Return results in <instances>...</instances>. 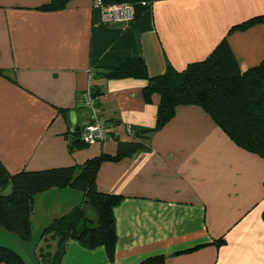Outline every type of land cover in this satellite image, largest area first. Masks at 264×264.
<instances>
[{
	"label": "crops",
	"instance_id": "0c3cea01",
	"mask_svg": "<svg viewBox=\"0 0 264 264\" xmlns=\"http://www.w3.org/2000/svg\"><path fill=\"white\" fill-rule=\"evenodd\" d=\"M50 1L0 0V162L10 173L80 167L118 154L120 142L143 146L97 170V188L122 197L114 209V259L103 245L69 238L56 264H143L156 257L159 264H264V158L236 144L199 105H179L155 129L160 95L145 98L148 80L107 74L136 59L149 77L169 66L182 71L224 40L245 71L264 61V22L236 27L264 15V0H152L127 25L103 23L96 0L42 8ZM89 83L110 136L73 147L89 120L80 104ZM127 127L139 135L129 136ZM83 199L69 187L38 193L32 238L23 241L0 225V244L26 264H51L44 257L58 250V236L42 229Z\"/></svg>",
	"mask_w": 264,
	"mask_h": 264
},
{
	"label": "trees",
	"instance_id": "16d2710c",
	"mask_svg": "<svg viewBox=\"0 0 264 264\" xmlns=\"http://www.w3.org/2000/svg\"><path fill=\"white\" fill-rule=\"evenodd\" d=\"M68 2L51 0L42 8L60 9ZM102 2L131 3L137 19L150 8L152 0ZM260 22H264V15L251 18L236 28L246 29ZM107 74L148 80L143 90L145 98L149 99L154 92L160 95L155 129L162 128L172 119L179 105H199L212 115L236 144L264 158V61L245 71L241 70L226 40L208 57L190 63L182 71L169 66L164 74L149 77L145 63L136 59L110 69ZM92 89L96 96L93 86ZM78 130L75 135H78ZM136 135H139L138 131ZM72 145L83 146L85 143L76 138ZM142 147L140 143L120 142L118 154H102L87 160L80 167L71 165L10 173L0 162V225L15 233L19 239L28 241L33 233L35 196L51 188L79 189L84 194L82 204L73 213L55 218L43 230V234L56 233L59 240L58 250L51 258L49 254L44 259H52L51 264H56L66 241L74 238L88 248L105 246L113 260L118 239L114 209L122 197L97 188V170L104 160H117ZM161 260L160 257L150 258L143 264H159ZM0 263L26 264V261L13 248L0 244Z\"/></svg>",
	"mask_w": 264,
	"mask_h": 264
},
{
	"label": "built area",
	"instance_id": "2783aa9c",
	"mask_svg": "<svg viewBox=\"0 0 264 264\" xmlns=\"http://www.w3.org/2000/svg\"><path fill=\"white\" fill-rule=\"evenodd\" d=\"M96 7L100 11L101 21L107 24H130L135 21V8L128 2H116L104 4L102 0H96ZM95 69L89 70V82L95 77ZM80 104L88 109L89 120L78 130V139L85 144H95L106 141L110 136L109 122L97 104L93 95L92 84L89 83L87 90L83 93ZM126 133L135 136L136 130L127 127Z\"/></svg>",
	"mask_w": 264,
	"mask_h": 264
},
{
	"label": "rangeland",
	"instance_id": "374dc122",
	"mask_svg": "<svg viewBox=\"0 0 264 264\" xmlns=\"http://www.w3.org/2000/svg\"><path fill=\"white\" fill-rule=\"evenodd\" d=\"M42 230H44V229H42ZM42 232V231H41Z\"/></svg>",
	"mask_w": 264,
	"mask_h": 264
}]
</instances>
